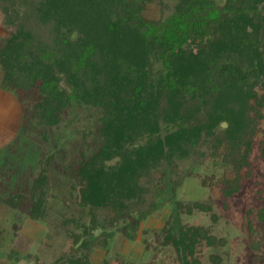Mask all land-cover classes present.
<instances>
[{
	"label": "trees",
	"instance_id": "16d2710c",
	"mask_svg": "<svg viewBox=\"0 0 264 264\" xmlns=\"http://www.w3.org/2000/svg\"><path fill=\"white\" fill-rule=\"evenodd\" d=\"M148 4L157 19L145 17ZM0 17V88L19 100L21 129L57 124L67 109L95 112L99 122L100 144L74 171L89 224L56 264H124L120 254L92 262L87 236L104 213L156 209L157 173L168 171L176 186L205 159L223 165L201 181L223 208L251 184L255 159L264 162V140L252 156L264 116V0H0ZM170 202L164 243L178 264H203L201 248L224 239L172 220L199 211L215 221L213 199ZM258 202L243 225L256 250L264 248V235L254 243L264 187ZM44 205L41 196L30 217ZM208 259L222 264L217 254Z\"/></svg>",
	"mask_w": 264,
	"mask_h": 264
},
{
	"label": "rangeland",
	"instance_id": "374dc122",
	"mask_svg": "<svg viewBox=\"0 0 264 264\" xmlns=\"http://www.w3.org/2000/svg\"><path fill=\"white\" fill-rule=\"evenodd\" d=\"M144 15L157 19L160 12L155 5L148 4ZM4 34L0 24V35ZM11 94L9 99L16 100ZM26 94L29 97L32 92L22 93L24 100ZM16 101L14 108H20ZM19 124L15 120L0 123V264H56L72 248V235L89 224L88 212L76 200L78 181L74 171L80 155L90 154L100 144L97 114L67 109L57 124L33 123L21 130ZM259 127L253 157L258 155L260 141L264 140V116ZM253 169L251 184L228 200V208L220 207L217 189L201 184L203 178L225 172V167L217 162L205 159L198 163L174 187L169 180L175 176L170 177L168 171L157 173L160 189L155 197L163 204L147 214H140L139 207L133 209L134 214L122 213L116 218L102 214L87 236L91 261L100 263L120 254L125 258L124 264H178L175 249L164 243L163 226L172 212L170 201L211 198L215 221L208 213L199 211L173 215L172 220L209 227L224 239L223 246L202 247L200 261L211 264L208 256L217 254L222 264H264V248L250 249L243 229L246 211L258 207V191L264 187V162L255 159ZM39 177V185L33 187ZM41 196L45 198L44 214L33 219L30 210ZM256 226L255 236L262 238L264 227ZM258 241L254 243L257 245Z\"/></svg>",
	"mask_w": 264,
	"mask_h": 264
},
{
	"label": "crops",
	"instance_id": "0c3cea01",
	"mask_svg": "<svg viewBox=\"0 0 264 264\" xmlns=\"http://www.w3.org/2000/svg\"><path fill=\"white\" fill-rule=\"evenodd\" d=\"M10 93L11 92L0 88V110L1 109L3 110L2 112H0V118H1L0 123L1 122L3 123L4 121H9V120L12 123L15 120V123H17V124L20 123L19 124V126H20L19 130H21V126H22V122H23L22 108L21 107L20 108H14L15 101L16 100L19 101V100L17 99V97H15L16 100L15 99H13V100L9 99ZM15 126H16V124H15ZM7 144H6V146H7Z\"/></svg>",
	"mask_w": 264,
	"mask_h": 264
}]
</instances>
